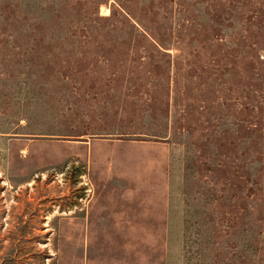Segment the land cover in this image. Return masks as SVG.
I'll return each mask as SVG.
<instances>
[{
    "label": "rangeland",
    "instance_id": "374dc122",
    "mask_svg": "<svg viewBox=\"0 0 264 264\" xmlns=\"http://www.w3.org/2000/svg\"><path fill=\"white\" fill-rule=\"evenodd\" d=\"M0 264H264V0H0Z\"/></svg>",
    "mask_w": 264,
    "mask_h": 264
}]
</instances>
